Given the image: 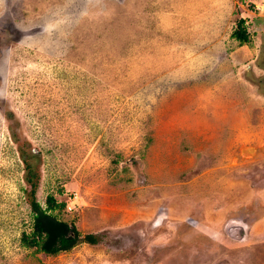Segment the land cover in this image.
Here are the masks:
<instances>
[{"label": "rangeland", "instance_id": "obj_1", "mask_svg": "<svg viewBox=\"0 0 264 264\" xmlns=\"http://www.w3.org/2000/svg\"><path fill=\"white\" fill-rule=\"evenodd\" d=\"M0 264H264V0H0Z\"/></svg>", "mask_w": 264, "mask_h": 264}, {"label": "trees", "instance_id": "obj_2", "mask_svg": "<svg viewBox=\"0 0 264 264\" xmlns=\"http://www.w3.org/2000/svg\"><path fill=\"white\" fill-rule=\"evenodd\" d=\"M242 23V20L237 22L236 29L230 36L241 44H247L250 42L249 34L242 27ZM25 156H27L23 160L25 181L29 185V205L33 216L31 230L21 235V245L25 248H32L37 253L55 256L59 253H67L82 243L96 244L93 234L81 235L73 223L60 221L50 214L55 209L63 208L65 203H58L53 196L49 195L45 201L46 207L44 209L40 207L41 205L35 199L38 182L37 166L30 162L31 154H25Z\"/></svg>", "mask_w": 264, "mask_h": 264}, {"label": "flooded vegetation", "instance_id": "obj_3", "mask_svg": "<svg viewBox=\"0 0 264 264\" xmlns=\"http://www.w3.org/2000/svg\"><path fill=\"white\" fill-rule=\"evenodd\" d=\"M238 226H240L242 230L245 229V226H244L243 224H242V225L239 224ZM241 240H243V239H240V241H241Z\"/></svg>", "mask_w": 264, "mask_h": 264}, {"label": "water", "instance_id": "obj_4", "mask_svg": "<svg viewBox=\"0 0 264 264\" xmlns=\"http://www.w3.org/2000/svg\"><path fill=\"white\" fill-rule=\"evenodd\" d=\"M239 228H241L240 226L238 227H232V229L234 230V229H239ZM240 230V229H239Z\"/></svg>", "mask_w": 264, "mask_h": 264}]
</instances>
